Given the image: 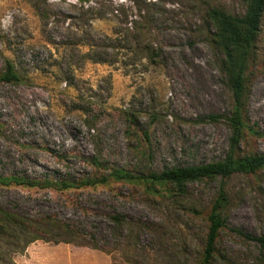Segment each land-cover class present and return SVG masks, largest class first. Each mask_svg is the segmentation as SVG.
<instances>
[{
  "label": "rangeland",
  "instance_id": "374dc122",
  "mask_svg": "<svg viewBox=\"0 0 264 264\" xmlns=\"http://www.w3.org/2000/svg\"><path fill=\"white\" fill-rule=\"evenodd\" d=\"M212 6L245 10L243 0H0V69L9 59L21 74L0 81V177L29 181L0 184V205L53 215L87 243L35 240L0 264L195 263L220 178L189 182L177 197L84 180L224 157L226 118H206L232 104L204 20ZM253 52L246 111L264 133V13ZM241 151L264 152V135L246 131ZM223 184L227 227L215 264H251L255 243L229 227L264 233V168ZM113 212L138 220V236L115 230ZM127 245H137L129 257L118 248Z\"/></svg>",
  "mask_w": 264,
  "mask_h": 264
},
{
  "label": "trees",
  "instance_id": "16d2710c",
  "mask_svg": "<svg viewBox=\"0 0 264 264\" xmlns=\"http://www.w3.org/2000/svg\"><path fill=\"white\" fill-rule=\"evenodd\" d=\"M245 10L242 14H233L221 7L207 8L204 20L211 46L220 53L219 70L223 74L225 85L232 95L231 109L228 114H209L208 120L225 117L230 129L228 149L222 159L185 166H171L159 172H149L138 176L122 168H111L105 176L84 180V183H103L108 179L115 182H127L132 185L142 184L154 196L164 194L179 196L187 192V184L204 178H220V186L216 196L205 215V227L201 237V247L195 256L194 264H215V260L222 254L217 249V240L222 229L227 227L224 208L228 203L223 180L234 173H251L264 168V152H242L241 143L246 131L253 135H264L247 118L246 101L249 84L247 69L254 57V44L260 29L264 13V0H243ZM21 74L14 68L11 60L6 59L0 69V81L17 83ZM94 165L100 163L92 158ZM29 183L21 177H0V184ZM115 230L124 232L126 227L130 234L136 230L138 236V220L129 218L121 212L108 215ZM229 229L244 241H253L257 247L258 259L251 264H264V233L251 234L243 227L231 226ZM74 228L67 222L50 214H24L0 205V263H12L9 254L23 252L26 246L35 241L75 242L87 245L85 240H77ZM133 246V248H130ZM118 247L129 257L130 250H137V245ZM92 247H98L93 242ZM14 263V262H13Z\"/></svg>",
  "mask_w": 264,
  "mask_h": 264
}]
</instances>
